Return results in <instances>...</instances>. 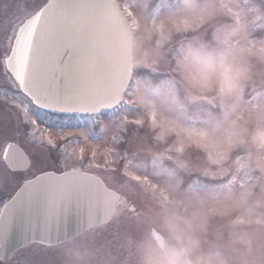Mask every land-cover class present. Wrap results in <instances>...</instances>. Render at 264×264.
<instances>
[{
    "label": "clouds",
    "instance_id": "9594fccd",
    "mask_svg": "<svg viewBox=\"0 0 264 264\" xmlns=\"http://www.w3.org/2000/svg\"><path fill=\"white\" fill-rule=\"evenodd\" d=\"M228 2L170 0L159 15L142 8L136 13L138 26L114 46V55L134 70L162 66L171 75L173 87L167 89L150 77L135 76L129 86L133 102L146 113L154 102L159 116L181 124L190 120L194 106L207 105L196 116L219 152L210 159L208 150L197 145L217 178L209 174L200 183L167 187L188 212L158 196L151 199L139 221L138 238L127 244L130 264H264V41L230 44L226 26H218L212 41L193 35L173 44L175 37L198 34L225 14ZM97 47L103 49L104 43ZM249 89H258L251 101ZM243 171L258 173V183L243 188L238 180L232 184L228 215L192 218L194 207L211 206V194L226 191L222 185ZM237 217L250 223L234 224ZM65 253L70 264L91 255L75 241Z\"/></svg>",
    "mask_w": 264,
    "mask_h": 264
},
{
    "label": "rangeland",
    "instance_id": "374dc122",
    "mask_svg": "<svg viewBox=\"0 0 264 264\" xmlns=\"http://www.w3.org/2000/svg\"><path fill=\"white\" fill-rule=\"evenodd\" d=\"M42 1L0 0V54L5 53L8 49L7 39L9 38L10 42L14 25L25 16V13L28 14L30 10L36 9ZM117 1L123 10L125 5L130 6L135 19L137 11L142 8L154 15H159L169 6L170 2V0ZM252 6L245 5L244 0H229L225 14L206 25L198 34L189 33L175 37L173 44L176 46L182 40L191 39L193 35H197L199 39L212 41L215 39V29L218 26H226L227 40L230 44L241 46L264 41V21L255 20L256 14L249 10ZM229 7L232 11L228 10ZM157 10H159L158 14ZM235 12L240 14L239 23L234 15ZM148 70L151 69H137L136 76L150 77L153 81H159L164 89L173 87L170 73L164 71L162 66L152 70V76L146 75ZM3 72L4 70L0 68V87L4 84L7 85ZM257 91L258 89H249L246 93L247 99L251 101ZM14 95L11 90L0 93V154L7 141H16L24 148L31 160L39 162L36 166L29 168V173L33 174L47 169H55L58 172L78 162H83L86 167L93 166L106 182L125 196L132 209L119 206L108 224L89 229L79 236L65 243L51 246V248L38 243L29 244L30 247L18 251L6 264H42L46 261H51V264H70L65 253L70 241H75L80 246L81 252L87 250L91 253L79 264H130L128 241L138 238L141 217L147 211L151 199L159 197L158 193H154L142 180H135L133 174L147 177L152 184L167 189L173 184L196 183L197 172L199 175L205 176V172L212 169L205 165V161H202L203 153L195 143H189L186 137L173 131L162 135L161 128L153 127L150 112L146 113L145 109L138 104L136 110L118 112L115 118L103 117L101 124L99 122L102 132L100 133L99 128L72 126L70 121L62 128L54 126L46 128L47 122L51 124L58 118L53 119L44 115L37 111L22 95L16 94L15 97ZM127 96L131 98L129 89ZM12 106L15 108L12 109ZM202 107L208 106H194L190 110V120L183 124L170 117H160L176 121L184 127L203 129V119L196 116V111ZM25 109H27L28 118H36L40 121V131L49 130L55 143L58 142L59 147L57 146L58 150L55 154L49 152L48 148H53L46 142L40 140L34 142L30 139L33 124L25 122ZM77 121L82 122L79 119ZM139 121H143V123H139ZM25 125H27V129L24 127ZM77 137L78 141H76ZM94 138L99 141L91 142L90 140ZM182 140L184 150L179 151ZM81 150H83V158H81ZM31 175L9 171L0 156V205L9 196L8 194L14 189V186L18 182L21 183L20 177L27 178ZM237 179H241V173Z\"/></svg>",
    "mask_w": 264,
    "mask_h": 264
},
{
    "label": "snow or ice",
    "instance_id": "6c2138e0",
    "mask_svg": "<svg viewBox=\"0 0 264 264\" xmlns=\"http://www.w3.org/2000/svg\"><path fill=\"white\" fill-rule=\"evenodd\" d=\"M244 4L253 5L249 10L256 14L255 20L264 21V0H244ZM228 10L232 11L230 7ZM158 12L159 10L157 14ZM234 15L239 23V12H235ZM61 25H63V31L57 35L56 30ZM137 26L130 6L125 5L124 10L121 11L115 0H103L100 4L88 6L66 5L62 8H58L56 0H50L47 7H41L28 15L16 28L15 48L10 52L7 60L9 70L13 72L21 91L30 96L42 97L49 104L61 106L54 110H64L65 106L93 109L110 107L119 100L132 74V67L114 55V46L128 35L129 29H135ZM162 28L161 25V30ZM37 33H39V39H37ZM70 40L75 41V59L69 57V61L65 63L63 56L67 54L65 49ZM95 41H102L104 48L94 47ZM58 72L64 77L63 85L57 79ZM24 111L25 122L33 124L30 135L55 147L51 132L40 131V121L36 118H28L27 109ZM150 118L153 127L162 129V135L168 131L176 132L186 137L189 143H195L208 150L210 159L218 158L219 152L206 130L184 127L176 121L161 118L154 102L150 105ZM11 148L12 143L8 142L5 148V160ZM178 150H184L183 140ZM81 158H83V150H81ZM38 163L29 159L28 166L34 167ZM9 171H16V169L10 168ZM209 174L216 175V173L205 172V175ZM133 178L147 184L154 193H158L166 205L176 206L177 210L183 206L184 211L188 212V207L183 205L182 201L174 199L167 189L152 184L147 177L133 174ZM19 179L25 189L32 187V181L23 177ZM233 183L234 180H231L222 185V189L226 191L211 194V206L201 203L200 206L194 207L191 212L192 218L204 219L209 215H228L230 206L227 201L233 198ZM33 191L38 190L33 188ZM19 200L20 196H17L16 199L5 203V210L12 209L7 218L3 212H0V249L6 246L17 213L23 211L22 206L18 205ZM49 221L50 216L46 217L41 225L44 230H47ZM233 223L243 225L250 221L237 217ZM32 243L44 245V237L33 239ZM47 246L51 248V242H48ZM42 264H51V261L42 262Z\"/></svg>",
    "mask_w": 264,
    "mask_h": 264
},
{
    "label": "water",
    "instance_id": "95a60500",
    "mask_svg": "<svg viewBox=\"0 0 264 264\" xmlns=\"http://www.w3.org/2000/svg\"><path fill=\"white\" fill-rule=\"evenodd\" d=\"M49 2L50 0H48L43 7H47ZM102 2L103 0H56L58 8H62L66 5L88 6L100 4ZM56 31L57 35L61 34L63 25L58 27ZM15 38L11 51L15 48ZM37 39H39V33H37ZM98 42L100 41L93 42V46L97 49H101L97 47ZM74 45V40L67 42L65 49L67 54L63 56V61L65 63L69 61V57L75 59L74 53L76 49ZM8 57L6 58V66L9 70L7 63ZM10 73L14 77L13 72L10 71ZM56 76L61 85H63V75L58 72ZM29 89L31 90V85H29ZM24 93L27 94L26 92ZM27 95L35 104L46 109L54 110L55 108L61 107L60 105H53L45 102L42 97ZM117 102L118 101L114 102L112 105ZM105 108L93 109L78 106H65L64 110L56 111H80L89 113L104 110ZM7 157L6 162L10 168L25 169L28 166L29 161L26 155L16 144L12 143V148L7 152ZM30 181L33 182L32 187L25 189V187L21 185L11 198L16 199L17 196H20L18 205L22 206L23 211L17 213L6 246L0 249V259L2 260H5L15 249L41 236L44 237V244H48V242L56 244L76 236L89 227L107 222L113 213L114 201L118 197V195L114 194L112 191L110 192L107 190L98 177L84 174L79 171H65L62 174L46 172L37 175ZM33 188L38 191L34 192ZM1 212H3L7 218L11 214L12 209L9 208L5 210L4 205ZM49 216V226L47 230H44L41 225H43L45 218Z\"/></svg>",
    "mask_w": 264,
    "mask_h": 264
}]
</instances>
